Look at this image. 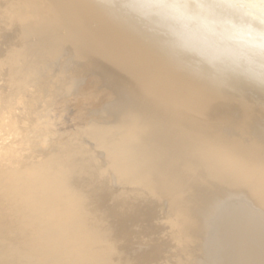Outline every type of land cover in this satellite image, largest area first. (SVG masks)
Listing matches in <instances>:
<instances>
[{
  "label": "bare ground",
  "instance_id": "6f19581e",
  "mask_svg": "<svg viewBox=\"0 0 264 264\" xmlns=\"http://www.w3.org/2000/svg\"><path fill=\"white\" fill-rule=\"evenodd\" d=\"M85 72L113 100L66 132ZM0 264H264V90L172 66L102 0H0Z\"/></svg>",
  "mask_w": 264,
  "mask_h": 264
},
{
  "label": "clouds",
  "instance_id": "9594fccd",
  "mask_svg": "<svg viewBox=\"0 0 264 264\" xmlns=\"http://www.w3.org/2000/svg\"><path fill=\"white\" fill-rule=\"evenodd\" d=\"M168 62L212 86L264 90V0H102Z\"/></svg>",
  "mask_w": 264,
  "mask_h": 264
},
{
  "label": "rangeland",
  "instance_id": "374dc122",
  "mask_svg": "<svg viewBox=\"0 0 264 264\" xmlns=\"http://www.w3.org/2000/svg\"><path fill=\"white\" fill-rule=\"evenodd\" d=\"M75 79L76 82H78V87L75 89L74 95L71 98L70 92L65 96L67 99L65 103V112L63 111V113L65 114L66 132L71 129H77L82 125L85 126L90 120L96 119L101 112H104L105 106L108 105V103L110 104L113 100L110 89H108L95 73L85 72ZM62 81L64 82V79H60V83ZM50 114L53 115L54 118L59 116L56 112L53 113V111H51ZM202 240H204V238ZM198 242L200 244L202 241ZM204 242L205 241L200 245ZM198 252V256L204 258V248L202 247V251ZM196 261L198 262L199 259L197 258Z\"/></svg>",
  "mask_w": 264,
  "mask_h": 264
}]
</instances>
